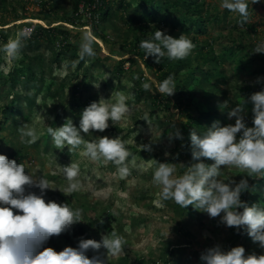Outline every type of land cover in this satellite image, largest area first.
Here are the masks:
<instances>
[{"label":"rangeland","instance_id":"obj_1","mask_svg":"<svg viewBox=\"0 0 264 264\" xmlns=\"http://www.w3.org/2000/svg\"><path fill=\"white\" fill-rule=\"evenodd\" d=\"M39 2L0 0V30L4 31L6 39L0 48L22 29L36 24L43 27L61 24V20L72 12L75 0L54 1L55 12L52 13H47ZM126 2L130 4L129 10L112 7L110 19L98 28L106 42L95 37L94 57L79 60V45H75L57 61L58 49L44 42L28 49L24 41L25 47L12 61L0 51V154L8 156L19 150L23 155L21 163L25 165V174L37 178L43 176L50 182L54 189L46 190V202L68 203L73 209H83L84 222L73 225L70 231L59 237H51L44 247L59 252L66 246L77 247L81 237L99 241L101 233L113 230L111 225L114 223L115 230L125 237L127 244L125 254L111 259L109 264H202L201 253L216 244L225 251L243 246L246 256L252 252L264 254V249L243 230L238 232L235 228L218 224L219 217L212 219L191 205L182 208L174 201L161 200L160 189L152 184L157 165L151 163L156 160L176 164L174 175H181L185 170L181 164L188 166L193 162L191 142L186 136L191 129V115L197 116L198 112L209 116L215 114V121L221 125L234 124V118L229 120L227 117L229 108L264 88V83H256L257 77L264 78V54H253L256 44L264 40V0L257 4L249 2V21L243 27L238 23V14L219 7L220 0H198L205 3L206 10L201 15L205 32L196 35L198 41L193 42L195 48L188 57L169 60L166 64L176 72V86L185 89L180 97L176 93L161 96L155 91L153 82H160L161 75L156 65H148L149 57L145 59V55L136 54L121 57L110 51L122 46L133 52L136 39H151L156 30L173 38L185 34L179 28L162 23L130 25L128 19L133 10L140 7V0ZM86 14V17H80V22L89 18V13ZM62 24L68 29L73 27ZM83 28L91 31L90 27L71 29L76 35L73 41H81ZM187 36L191 39L194 34ZM202 46L205 50L199 49ZM227 49L234 53L232 57ZM26 63L30 69H24ZM73 63L75 67H72ZM15 68L18 72L12 73ZM10 79L14 80L15 87ZM145 82L153 84L152 92L144 91L142 84ZM114 91H121L128 97L130 115L116 125L109 121L104 132H81V135L86 141L103 136L125 140L127 148L136 157V166L129 158L131 174L125 179L118 177L114 164L105 165L82 156L83 146L72 153L67 146L63 150L56 149L46 131L48 126H62L68 118L78 127L82 111L101 96L110 99ZM225 101H228L227 106ZM10 105L14 106L13 110H6ZM246 107L245 119L247 126L251 127L253 105L249 103ZM145 112L149 113L151 124L143 120ZM214 119H211L212 123ZM24 124L36 128L39 135L36 143L26 145L20 142L18 128ZM173 126L180 129L183 140L169 141L168 134L173 131ZM209 127L208 122L201 124L200 135ZM149 143L153 151H141L139 146ZM72 162L80 166L79 179L83 187L66 196L59 190L67 187L60 166ZM204 162L213 163L206 159ZM245 175L241 170L231 168L223 169L221 178L239 182ZM248 180L254 191L243 193L241 199L250 206L264 207V177H248ZM25 187L26 193L31 191L39 195L38 188ZM13 211L19 214L18 210ZM100 219L104 221L102 225ZM167 231L168 238L164 235ZM93 254L89 251V258Z\"/></svg>","mask_w":264,"mask_h":264},{"label":"clouds","instance_id":"obj_2","mask_svg":"<svg viewBox=\"0 0 264 264\" xmlns=\"http://www.w3.org/2000/svg\"><path fill=\"white\" fill-rule=\"evenodd\" d=\"M249 2L257 4L261 0H220L219 7L238 14V23L243 27L249 21ZM30 32L31 29L18 31L0 48L8 61L20 55ZM95 42L91 31L83 32L79 43V60L95 56ZM139 47L144 50L145 59L153 57L154 62L159 64L165 56L169 60L185 59L195 44L185 34L173 38L164 31L156 30L153 37L142 40ZM253 54H264V40L256 44ZM75 66L73 63L72 67ZM153 83L155 91L161 96H172L176 92L174 75ZM256 83H264V78L257 77ZM95 86L98 88L99 84ZM142 88L152 92L153 84L145 82ZM127 100L128 97L121 91H114L110 99L101 96L82 111L78 127L68 118L58 128L48 126L47 134L56 149L63 150L67 146L72 153L83 146L82 156L93 162L114 164L118 177L125 179L131 174L129 158L131 164L136 166V157L127 148V142L121 137L107 136L86 141L81 132H104L109 127V121L113 125L119 124L130 115ZM249 103L253 105L251 127L247 126L245 119ZM227 104L228 101H225L224 105ZM227 117L229 120L234 118V124L221 125L215 121L203 135H198L196 130L190 132L193 162L188 166L181 164L185 169L181 175H174L176 164L151 160L157 165L152 184L160 189L161 200L174 201L182 208L191 205L212 219L219 217L218 224L235 228L238 232L243 230L264 249V207L257 204L250 206L241 199L243 193L254 191L248 177H264V88L230 107ZM143 120L151 124L148 112L144 113ZM18 131L23 144L32 145L39 139L36 128L29 124L22 125ZM168 138L169 141L183 140V135L180 129L173 126ZM139 147L141 151H153L151 143ZM205 159L213 163L206 164ZM231 168L246 173L245 178L239 182L231 178L222 179V170ZM60 170L67 181V187L59 189L64 195L70 196L83 187L79 179V164L72 162L68 166H60ZM25 186L38 188L39 195L31 191L26 193ZM48 189L54 188L46 178L25 174L24 164H17L16 160L0 154V205H3L0 206V264H109L111 259L125 254L127 240L115 230L114 223L111 225L113 230L101 233L99 241L81 237L77 247L66 246L59 252L44 247L51 237H59L70 231L73 225L84 222L83 209H73L68 203L46 202L44 196ZM13 209L18 210L19 214L14 213ZM99 223L102 225L103 219ZM164 235L168 238L169 231ZM89 251L94 253L91 258ZM245 251L243 246L225 251L220 244H216L205 249L200 260L202 264H264V254L252 252L246 256Z\"/></svg>","mask_w":264,"mask_h":264},{"label":"trees","instance_id":"obj_3","mask_svg":"<svg viewBox=\"0 0 264 264\" xmlns=\"http://www.w3.org/2000/svg\"><path fill=\"white\" fill-rule=\"evenodd\" d=\"M54 1L57 0H52V2L40 0L39 4L44 7L47 13H52L55 12ZM139 3H140V7L137 6L133 10L130 18L128 19V23L130 25L142 24L147 22L158 23V24L162 23L165 25H169L173 28H179L180 31H182L186 35H189L191 33L194 34V36L191 38L192 42L194 43H197L198 41L196 35L205 32V30H203L204 27L203 18L201 17L203 12L206 10L204 2H198V0H140ZM112 7H114L115 10L127 11L130 8V4L127 3L126 0H117V2H115L114 0H75L70 15L66 17L64 20H61L62 23L70 24L73 27L68 29L66 28L67 26H65L62 23L57 24L55 26H51L52 24H49L47 27H43L40 24H36L35 26H33L29 38L25 40L28 45L27 48L31 49L33 47H39L40 45L39 42H44L45 44L47 43V45L52 44L54 47H56V49H58L55 55V60L58 61L59 58L63 56V54H65V52L70 51L72 46L79 45L80 43L78 39L73 41V38H75L76 35H74L73 32H71L72 31L71 29L77 30L80 27H86V26H89L91 28V31L93 32L96 38H100L101 40L106 42V37L100 33L98 28L101 26L103 22L110 19ZM139 9H142V12L139 13L140 11ZM85 11H87L86 13H89L90 16L86 21L80 22L79 20L80 17L84 18L87 15ZM55 22L57 21H53L52 23ZM84 23H89V24H84ZM82 31H87V29L83 28ZM5 40L6 39H5L4 31L1 29L0 44ZM140 42H141L140 40L136 39L137 45H135V49L133 50V52L129 50L128 47H122V46H120L118 50L112 49L110 51L115 56L117 55V56L125 57L128 54H136L142 57L143 55H145V53L144 50H142L139 47ZM199 49L205 50L203 46L199 47ZM227 50H229L228 55L232 57L234 53L231 52L230 49ZM27 59H29V57H27ZM130 59L131 58H128V61H131ZM147 61L149 66H154V65L157 66L158 71L161 75L159 81H163L169 75H174V78L176 79V72L174 71L173 67H166L167 62L169 61L168 58L166 57L162 58L159 64L154 62L153 57H149ZM28 65L29 63H26L24 69H30V67H27ZM17 72L18 69L15 68L12 73H17ZM31 77H32V73H31ZM9 82L13 83L12 87H15L14 80L12 81V79H10ZM184 90L185 89L183 87L176 86L175 93L178 94L180 97L181 95H183ZM158 103H162V102L158 101ZM164 104L165 102L163 101V106ZM13 108L14 106L10 105L6 108V110L12 111ZM197 114H198L197 116L191 115L190 117L191 125L190 124L189 125L191 126V129L189 131V134L186 135L187 138H189L190 132L192 130H196L197 134L200 135L201 130L199 127H201V124L208 122L209 126H211L212 125L211 119L216 118L215 114L213 116H209L201 112H198ZM7 157L10 160H16L17 164H20L23 159V155L19 150L11 153ZM254 198L256 199L257 197Z\"/></svg>","mask_w":264,"mask_h":264},{"label":"built area","instance_id":"obj_4","mask_svg":"<svg viewBox=\"0 0 264 264\" xmlns=\"http://www.w3.org/2000/svg\"><path fill=\"white\" fill-rule=\"evenodd\" d=\"M89 16H90V14H89ZM86 27H89V26H86ZM29 29H31V32H32L33 27H32V28H29ZM87 29H88V28H87ZM31 32L29 33V35L31 34Z\"/></svg>","mask_w":264,"mask_h":264},{"label":"bare ground","instance_id":"obj_5","mask_svg":"<svg viewBox=\"0 0 264 264\" xmlns=\"http://www.w3.org/2000/svg\"><path fill=\"white\" fill-rule=\"evenodd\" d=\"M33 21H35V20H33Z\"/></svg>","mask_w":264,"mask_h":264}]
</instances>
